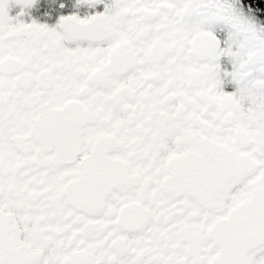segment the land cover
I'll use <instances>...</instances> for the list:
<instances>
[{
  "label": "snow or ice",
  "instance_id": "6c2138e0",
  "mask_svg": "<svg viewBox=\"0 0 264 264\" xmlns=\"http://www.w3.org/2000/svg\"><path fill=\"white\" fill-rule=\"evenodd\" d=\"M0 264H264V0H0Z\"/></svg>",
  "mask_w": 264,
  "mask_h": 264
}]
</instances>
